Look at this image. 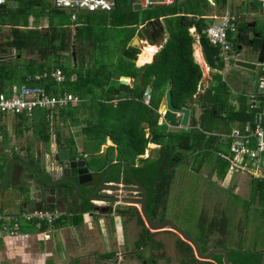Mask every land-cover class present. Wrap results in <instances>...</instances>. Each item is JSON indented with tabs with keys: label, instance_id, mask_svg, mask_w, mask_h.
<instances>
[{
	"label": "trees",
	"instance_id": "obj_1",
	"mask_svg": "<svg viewBox=\"0 0 264 264\" xmlns=\"http://www.w3.org/2000/svg\"><path fill=\"white\" fill-rule=\"evenodd\" d=\"M117 4L121 5L125 4V2L123 0H118ZM242 4L244 6H257V3L254 1L242 2ZM215 6L223 9L225 6V0H217ZM209 7L210 4L206 0H174V4L172 6L167 8L159 7L164 12L162 15H158V13L155 11L150 12L154 14L149 15L145 20L165 16V22L168 24L169 29V38L167 42L161 47V49L154 55L153 61L150 64H146L140 68H137L134 63L137 54H139V50L134 47L125 48L126 44L129 43L135 34V30L138 25L136 20L132 24V29L127 31L125 38H123L122 51L118 59V65H114L113 62L108 61V52L111 50L112 43H105L109 40V37L103 38L105 37L106 33V31L101 28V24L104 22L103 20L100 22H94L91 19V21L88 22L86 19L85 24H82V26H80V28L78 27V29L76 28L75 33L72 35V43L76 46V48L78 46V51H76L77 55L83 57L80 49L84 40L93 46V53L91 55L92 65L88 69H84L82 64H77V62L72 63L70 68L63 67L62 64H59L57 52L68 51L69 47L67 42L68 40L70 41L69 31L64 28H60L57 31L53 29L49 38L48 51L53 54V57L57 60V63L49 65L47 70L51 71L55 70L56 68H60L66 75L67 81L61 85H57L50 78L34 80L31 77V79L28 80V76H33L35 74V70L34 72H30V69L25 68L24 74L20 78L18 84H25L28 86H42L48 93L52 94H63L67 92L78 96L81 99V102L78 105H67L57 110V115L63 122L66 121L67 118H72L75 114L80 113L82 110L89 112V115H92L94 119L99 118L104 122L107 121L105 119L108 117V121L111 124L110 127L107 125V127H105L101 124L99 127L97 126L98 128L96 127L98 131L96 134L94 131L96 129L93 127L91 132L87 134V137L90 140H92V138H96V145L93 144L87 147L85 145V149L87 151L90 150L89 152H94L95 149L99 150V147L105 142L107 138H109L115 145V147H111V150H116L117 158L119 159L117 162L130 164L136 157L145 153L149 144V136L155 133H160L158 128H161V126L158 125L159 115L157 113V108L159 101L163 97L169 84L173 105L177 108L187 107L192 111L193 103H195V98L193 96L196 94L202 74L192 55V44L194 43V38L190 35L189 29L192 27H198L201 30V38H203L208 44L204 37L203 30L207 25L206 16H208L207 10ZM121 8L126 7L123 5ZM121 8L118 6V11ZM134 15L135 13L132 12V18H134ZM89 16L90 15H87L85 17L88 18ZM243 28H245V25ZM243 30L246 33L250 31L246 28ZM253 32L256 31L253 30ZM31 33V38L34 40V42H37L35 36H32L36 35L37 32L33 31ZM249 38V36L244 35L243 42L245 41V44H248ZM23 45V42H19L20 47ZM260 45L261 39L254 38L252 39V44L249 45V48L258 53ZM213 50L215 51L216 56H218V49L213 48ZM143 51L144 50L142 49L141 54L144 53ZM235 52H239L238 49L236 50V47ZM68 56L71 57V54L67 55V57ZM123 57L130 58L132 61H128ZM222 66L223 62L221 61L215 64V68L217 70H220ZM45 69V64L40 65L38 67V72H42V70L44 71ZM72 72L77 74V81L75 83L68 82V77ZM15 75L16 72L14 71V67H8L5 65L0 66V93H8V91L12 88V85L14 86L15 83L12 81V78ZM122 76L130 78L133 83V86L129 88L126 93H123L125 98L122 99L121 97H118L117 99L120 101H118L113 106H106V103L101 102L97 103V92L103 91L104 89H107V94L110 95L109 100H111V97H113V91L118 85L119 79ZM125 81L128 82L129 80L126 79ZM8 83H10V86L6 88L5 84ZM220 84L221 90L226 92L227 86L225 83L220 80ZM223 86L225 87L224 89ZM148 88L151 89L152 95H156L157 98L151 96L150 104L149 106H146L143 103V98L145 96V91ZM226 98V95L223 97L218 96L214 105L211 107H208L207 105L203 106L208 107L207 110H209V115L211 118L223 119L226 123H234L236 121L243 122L250 118V114L247 112V95H242L238 98V108L236 109L230 106ZM114 99L115 98L112 100ZM35 113L39 119L33 120L35 123H33V121L31 122L33 132L39 136L43 143L47 144L50 137L48 133L49 126L48 123L45 125L42 123V120L45 119V112L37 110ZM221 114H224V116ZM16 117L21 118L22 115H18ZM187 130L188 131L183 132L180 135V150L197 151L202 147L208 149L211 148L212 145H216L217 147L218 144H222V142H220L221 139L218 137L207 136L204 133L198 131L197 120L194 117H191L189 128ZM146 132L149 133V136L147 137ZM56 134L57 136H60L58 133ZM164 135L165 134H163V136ZM93 136L96 137L94 138ZM56 143L58 149L64 147L71 148V146L68 145V142H64L66 143L64 145L61 144L60 137L56 139ZM173 148L174 147H170L167 144L166 146H161L159 149H157L154 157L150 154V156L145 159H139L140 165L137 168L134 167L133 170L134 179L141 183V185L148 192L147 205L152 211V213L149 214V217L152 220L159 222L166 218L165 205L167 203V195L171 179L173 178V173H169V171L171 170L172 166L177 165L179 162V158L173 156ZM225 149L227 150L226 145ZM218 153L217 158L220 160V165L214 167L212 170H217L221 179H224L227 173L229 162L224 159L222 155L225 156L228 153L227 151L220 155ZM217 158L216 162L219 163ZM104 165L103 161L102 163L100 162V166L104 167ZM1 170L0 180L3 177ZM113 180H116L115 182H117V179H111V181ZM130 182L131 181L128 178L126 183L129 184ZM233 197L236 198L235 195ZM252 204L257 205L256 210L254 211H257V217L261 219L257 225L258 229L255 228L257 233L260 235L262 227L264 226V178H250L249 197L244 199L239 204L241 205L243 216L246 218V220L249 217V209ZM86 207L90 209L92 205L88 204ZM158 208H161L159 217L158 215L154 214ZM135 216L138 223L143 226V221L137 211L135 212ZM59 220L60 219L56 220L53 224ZM222 220L224 222L220 225L217 224L221 222L212 221L215 226L217 225L213 230L217 229L221 235L231 233L228 230L226 231L224 228L225 226L228 228L227 221L229 219L226 218ZM205 224V218L203 217L201 224H199L200 229L203 232V236L200 239L195 238L200 245L201 253L204 254L210 249L224 248L228 249V261L231 264H264V250H262V252H253L244 250L242 248H232L223 244L218 245V243H216L218 240L210 242L212 230L204 233L206 226ZM219 226L223 229V231H219ZM177 238L178 244L185 247L187 252L184 260L181 261V264H186L187 262L190 264H223L222 255H213L209 261L197 260L193 255L191 247L182 241L178 236ZM141 239L145 240L147 238L142 236Z\"/></svg>",
	"mask_w": 264,
	"mask_h": 264
},
{
	"label": "crops",
	"instance_id": "obj_2",
	"mask_svg": "<svg viewBox=\"0 0 264 264\" xmlns=\"http://www.w3.org/2000/svg\"><path fill=\"white\" fill-rule=\"evenodd\" d=\"M23 1L24 0H3V2L0 3V66L5 65L8 67L9 66L14 67V71L16 72V75L13 76L12 81L15 83L14 84L15 87H20L22 85H25V84L22 85L18 84L20 78L24 74L25 68L30 69V72H34L35 70V74L33 76H28V80H30L31 77L34 80H36L34 78L35 76L42 75V73L47 72L48 66L53 65L50 64L52 62H50L51 58H49L50 56L53 55L48 51L49 38L53 29H55L56 31L58 30L57 25L61 24L59 19L61 16L67 17L69 21L67 25L61 26V28L67 29V31H69V39L71 42L68 40L67 42L68 47L69 49L71 47H74L78 51V46L76 48V46L72 43V39H73L72 35L73 33H75L76 28L78 29V27L80 28L82 24H85L86 19L88 22L91 21V19L94 22H100L104 19L102 18L104 17V15H109L110 17H113V14L118 12L119 9V8L117 9L118 6H120L121 8L124 5L125 7H130L133 9V5H131V3L128 0H123L125 4H121V5L117 4L115 10L112 11L113 13L112 12L105 14L80 13L77 15L76 21H72L70 19V13L68 11L58 10L53 6V4H51L49 8V12L48 10H45L46 13H43L42 10H41L42 12L31 11V9H40L41 0H28L29 2H26L24 4L21 3ZM51 2L53 3V0H51ZM173 4L174 3L170 5H156L153 7L167 8L169 6H172ZM242 5L243 4L241 2L240 5H237L236 8H233L230 7L229 1L225 0V6H227L235 15H237L238 17L237 26L239 27V29H242L244 35L249 37H254L255 34L261 35L260 32L256 31V23H257L256 18L258 14H262V15L264 14L258 10V5L257 6L255 5L242 6ZM225 6L223 7V10ZM211 7L212 9L219 8L210 5L209 9L207 10L208 16H206V18L210 17L211 15H214L213 13H215L213 10L210 12ZM48 13H51V16ZM87 15L90 16L86 18L85 16ZM152 20H157L160 23L161 27H163L164 32H163L161 45H156V43H154L153 41L147 40L141 31L142 27L147 26V22ZM165 21H166L165 16H160L158 18H151L149 20H145L141 24L137 25L134 36L125 46V48L134 47L139 50V54H137L136 60L134 61L135 66L137 68H140L146 64H150L153 61L154 55L167 42L168 39L166 36L168 35V28H167L168 24L167 23L165 24L164 23ZM244 25L247 30H250L248 33L244 32L243 30L245 29L243 28ZM192 28L195 29V27ZM192 28L189 29V33L191 36L192 34L190 30ZM253 30H255L256 32H253ZM33 31L37 32L36 35H32L35 36L37 42H34V40L31 38V34H32L31 32ZM192 37L194 38V43L192 44V48H193L192 55L195 63H197V65L200 68V64L202 65L205 61L202 55L201 47L198 43L199 37L201 38V34L197 35V37L195 36ZM262 38H264V36H262ZM136 40L138 41V43L135 42ZM19 42H23L24 45L26 46L23 45L20 47ZM84 42L85 40L81 44V49H80V52H82L83 57L78 56L79 60H77V64L81 63L84 69H88L92 65V59L87 63V59L84 58L85 56L84 51L87 50L84 47ZM122 42L123 39L121 43ZM145 45L151 46L152 49L154 50L151 56V60H150L151 62L149 61L143 63L142 65H139L137 64L138 63L137 60H139V57L142 55L141 54L142 49L143 47H146ZM88 50H91L93 53V48ZM197 50H199L202 60L196 56ZM143 52L148 53L145 51ZM66 53L67 51L57 52L58 60L61 61V63L63 61L62 55L65 56ZM72 53L74 52H71L70 54L72 55ZM63 59L65 58L63 57ZM72 63H76V62L73 61ZM44 64L46 65V69L44 71L42 70V72H38V67ZM56 69H60V68H56ZM210 74L211 73H209L208 75L205 74V76H201L200 82L205 81V87H209L207 81L209 79ZM72 75H76V80L74 82H70V77ZM128 79L129 81L127 82V90L133 86L132 80L130 78ZM76 81H77V74L75 72L74 73L72 72L68 77V82L75 83ZM9 86L10 83L5 84L6 88H8ZM14 86L12 85V88L8 91V93H3V92L1 93L5 95L10 94ZM224 86L223 89L225 88ZM238 86L240 87L237 89L236 86L233 85L232 87H230L229 91H227L228 94L224 92L225 94L221 95L222 97L225 95L227 96L226 99L227 102H229V104L233 101L237 102V105L235 106L234 109L238 108V98L242 95H247V96L256 95L257 96L256 98L258 99L263 98L262 96H258L257 86L255 87V89L250 88L247 91L244 86L239 84ZM168 87H170V84L167 86V88ZM114 91H113V96L115 97V99L112 100L111 98V100L109 101L108 100L106 101L103 98V96L110 98V95L107 94V89L106 90L104 89L103 91H99L96 96V102L97 103L108 102V103L116 104L118 101H120L119 99H117L118 97H120V94L126 93V92H120L118 95H114ZM165 93L163 97L160 99L157 108V113L159 115L158 124L160 123L161 120L160 107L162 104V100L165 96ZM63 94L75 95L73 93H67V92ZM63 94H59V95H63ZM146 96H149V101L151 99V96L157 98L156 95H152L151 89L149 88L145 91L144 98H146ZM77 98H78V102L75 105H71V106H76L81 102V99L78 96ZM121 98L123 99L125 97L123 96ZM144 98H143V103H144ZM194 98H196V96ZM35 112L33 113L32 116L22 115L21 118L13 115L0 114V153L2 151V153L8 154V159L3 160L2 162L0 159V170L2 169L1 171L3 174V177L0 180V182L4 178L6 165L10 164L9 170L14 172L15 174V179L13 182L14 186L13 188L6 191L7 195L4 193L5 196L3 198L5 203L3 204V207L0 206V212L4 214L17 216L20 213L26 211L21 206V204H19L18 193L24 191L25 189L24 185L26 183L31 182L30 180L33 181V179H31V176L29 174V170L27 168L24 169L23 167H21L19 163L15 162L16 161L15 159L23 160L29 165L35 167L37 170H40V172L42 173V170L46 168V162H48L50 153L52 152L49 151L47 147L45 149V152L42 151L38 152L37 150L32 151L31 148L27 146L28 140L26 141L25 145L24 142L20 145V147L17 145L20 142V138L23 139L28 138L29 136L28 133L31 132L29 128L30 129L33 128L31 122L33 120L39 119V117L36 116L37 114ZM199 112L200 111H198V113H195L194 111L192 112L190 110L189 124L191 121V117L196 118V120L198 119L195 115L196 114L199 115ZM89 114H90L89 112L83 110L77 114L76 121H77L78 133H79L80 125H85V126L89 125L88 127L91 126L90 124L93 122L94 118L92 115ZM9 116H13V118H15L14 126H19L22 123V122L20 123V121L28 122V126L24 128V132L19 131L18 129L12 132L3 131V129L1 130V126H3L4 121L7 118H9ZM46 118L47 116L45 112V119ZM43 121L44 119L42 120V122ZM237 122L238 121L234 123H229V125L231 124L234 127V125ZM33 123L35 122L33 121ZM74 125H76V123H74ZM94 127L96 128L97 125H94ZM166 128L171 129L169 127ZM32 133L34 134L33 129H32ZM84 135L85 136L83 139V143L84 145H86V147L91 146L93 144L96 145L97 142L96 138L94 140L88 139L87 131L85 130H84ZM148 135L149 133L146 132V137ZM64 144L66 143H63V145ZM105 147L108 148L115 147V145L111 142L109 138H107L105 142L99 147V150L93 148L95 149L94 152L98 151L100 153L102 152L103 154V158L101 161H103V165L104 164L105 165L104 167L102 166L101 167L107 168L109 170L111 167L113 169L114 166H116L115 169H113L114 171L113 178L117 179V183L123 184L122 182H119V179L123 177L124 171L126 172V168L123 167L125 165L128 166L129 164H126L124 162L117 163V160L119 159L117 158V152L115 149L111 150L110 156L105 155L106 154L104 152ZM53 149L55 150L58 149L56 141ZM61 149H67V148L64 147ZM16 151L18 152L17 154ZM89 151L90 150L87 151L84 148L83 153H92ZM7 161L8 163L5 165ZM93 203L98 207V209L92 212L91 215H89L90 212L89 208L86 207L88 206L87 200L80 196L77 197L76 192L69 193L67 196L63 195L58 199V204L56 205L55 207L56 209L54 211H58L61 214V217L59 218L60 220L57 221L55 224L51 226L44 225L38 228L30 223H21L20 230L15 235L9 236L5 233L4 234L0 233V264H136L138 258L141 259L142 254H144L143 252L145 251V248L144 250H141V247L144 245V241L146 240V239L145 240L141 239L142 236L146 238V226L144 222H143L144 225L141 226L138 223L135 216L136 211L139 213V207L137 205H129V206L119 205L118 206L119 208L116 207L117 210L114 212V215H111V211L107 210V208L104 207L105 204L104 202L94 201ZM159 216L160 214H158V217ZM43 233H49L50 238L46 240L44 238Z\"/></svg>",
	"mask_w": 264,
	"mask_h": 264
},
{
	"label": "rangeland",
	"instance_id": "obj_3",
	"mask_svg": "<svg viewBox=\"0 0 264 264\" xmlns=\"http://www.w3.org/2000/svg\"><path fill=\"white\" fill-rule=\"evenodd\" d=\"M230 7L236 8L237 5H240L241 0H228ZM29 2L28 0H24L21 3ZM51 0H41L40 9H31V11H43L48 10L51 6ZM243 6V5H242ZM133 9L130 7L121 8L117 13L113 14V17L109 15H104L103 23L101 24V28L106 31L105 37H109V40L105 43H112L111 50L108 52V58L110 62H113L114 65H118V59L121 55L122 51V39L127 31L132 29V24L136 20L138 24H141L149 15H153L154 13H150L155 11L158 15H162L164 12L158 7H152L151 9H140L138 11H132ZM214 11L216 14L220 13L223 9L214 8L210 9ZM41 11V12H42ZM132 12L135 13L134 18H132ZM213 13V14H215ZM51 16V13H48ZM60 25L58 24L57 28L60 29L61 26L67 25L69 23L67 17L61 16ZM256 31L260 32L262 36H264V15L258 14L256 18ZM166 24V22H164ZM167 26V25H166ZM168 28V27H167ZM107 35V36H106ZM169 38V29L168 35ZM136 45V44H135ZM236 44V50H237ZM146 46V45H145ZM84 47L87 49L84 51V58L88 61H91V49L93 46L84 42ZM77 50L74 47H71L69 51H67L66 55H62V63L59 61V64H62L63 67L70 68L71 63L73 62L71 58L67 57L71 52L75 53V61L79 60L77 55ZM240 52L239 59L245 61L256 62L258 53L251 50L249 47L242 46ZM63 57L65 59H63ZM52 63L56 64L57 60L54 59L53 55L50 56ZM124 58V57H123ZM138 64V63H137ZM262 76V67L257 66L254 71L246 70L235 66V61L231 60L228 63H223L222 68L218 69L216 73L210 74L208 79V86L212 91L218 96L224 95L225 93L221 90L220 80H222L227 86V91H229L230 87L233 85L238 89L242 85L245 87L246 91L250 88L255 89ZM226 93L228 94V92ZM98 93V92H97ZM124 94H121L120 97H123ZM103 98L109 101L110 98L103 96ZM115 98L114 96L111 97ZM107 104V105H106ZM106 106H113L112 103H106ZM58 110V109H57ZM57 110H54V114L57 115ZM198 113L199 115H195L197 119V130L204 133L207 136H217L222 140V134L229 132L233 128V126L223 119H214L209 115V110L207 107H198V104L193 106L192 112ZM53 114V115H54ZM77 114H75L72 118H67L66 121H61L60 117L57 116L52 121L49 122V144L43 143L41 139L34 133H32V129L29 128L31 132L28 133V138H20V142L17 144L19 147L24 142H28L27 146L31 148L32 151H42L45 152L46 147L50 153L49 162H47V169L50 170L53 165L58 169V166L55 163H51L50 160H53L56 155V150L53 149L57 134L60 135V140L68 139V145L71 148L76 149L77 145H84V143L80 142V134L77 132V125L74 123L77 120ZM150 115V114H149ZM151 116V115H150ZM107 121H101L99 118L93 119V124L104 125L105 127H110V122L108 121V117H106ZM15 118L13 116H9L1 126V130L3 131H14L19 130L24 132V128L28 126V122L20 121L19 126H14ZM66 122V123H65ZM18 123V121H17ZM52 123V124H51ZM72 125H71V124ZM107 125V126H106ZM97 127V128H98ZM95 128V134L97 131ZM189 128V127H188ZM168 129L165 126L162 128H158L160 133L165 134L163 138L160 140V144L162 146L169 145L170 147H174L173 156L179 158V162L177 166L174 168L173 178L171 179V183L169 186V191L167 195V203L165 205V219H169L173 221L177 226L187 232L189 235L195 238H201L203 236V232L200 229L199 224H201L203 217L205 218L206 226L205 231L209 232L212 230V235H210V242L218 240V245H226L234 248H242L244 250H249L253 252L264 250V226L262 227L261 234L259 235L255 228H257L259 221L256 212L257 205L252 204L249 209V217L246 218L243 216L241 205H239L244 199L249 197V181L250 175L244 172H238L233 174L225 175L224 179H221L218 171H213L212 169L218 165H220V160L217 158V153L220 155L225 153L227 150L225 149V145L221 144L216 147V145H212L211 148L206 149L202 147L197 151H183L180 150V135L183 132L188 131L187 129ZM109 129V128H108ZM168 129V130H167ZM169 132H167V131ZM185 130V131H184ZM94 138L96 136H93ZM81 143V144H80ZM149 147L147 148V152L144 156L151 154L153 157L156 154L157 147ZM85 148V145H84ZM43 149V150H42ZM71 149V150H72ZM18 152L16 151V154ZM80 154V152H79ZM77 155V152H76ZM152 157V158H153ZM103 158V157H100ZM219 160V163L216 162ZM1 162L3 160L8 159V154L0 153ZM11 160V159H10ZM9 160V161H10ZM250 166L253 164L252 160H244ZM8 161L5 163V165ZM102 163V161H101ZM222 165V164H221ZM229 166V164H228ZM219 168V167H218ZM228 170V169H227ZM173 173V172H171ZM236 196L234 198L233 196ZM238 196V197H237ZM228 218V228L224 227L226 231H230L231 233H226L225 235H221L217 229L213 230L217 225L222 224L224 221L222 219ZM222 220V221H221ZM212 221L221 222L216 226L212 223ZM219 231H223L219 226ZM258 229V228H257ZM217 230V231H216ZM152 231V230H150ZM166 231L156 232L154 233V237L158 240L162 241H170L169 245L164 249L166 251L167 256L169 257L167 260H171L172 264H178L180 259L179 250L175 248L177 245H174L172 242L178 241L177 236L175 234H171ZM260 232V231H259ZM4 234L3 232H0ZM222 233V232H221ZM86 238V236H85ZM176 244V243H175ZM145 246L141 247L143 250ZM151 248L148 247L142 254L141 259L138 258L136 264H144V261L149 260V252ZM161 253V252H160ZM219 255V254H216Z\"/></svg>",
	"mask_w": 264,
	"mask_h": 264
},
{
	"label": "built area",
	"instance_id": "obj_4",
	"mask_svg": "<svg viewBox=\"0 0 264 264\" xmlns=\"http://www.w3.org/2000/svg\"><path fill=\"white\" fill-rule=\"evenodd\" d=\"M118 0H53V6L62 11L70 13V19L76 21L77 15L82 14H105L110 13L117 7ZM131 5H139L140 9H147L149 6L170 5L174 0H128ZM210 5L215 6L217 0H206ZM254 1L258 10L264 14V0H241V2ZM3 0H0L2 3ZM237 15L227 6L220 14H214L207 18V25L203 34L208 44L219 51L221 62L228 63L231 60H242L238 57L240 52H235V47L242 46L244 34H239L237 26ZM192 36L197 37L195 29L191 30ZM240 35V36H239ZM262 69L261 80L257 86L258 96L248 95V109L250 118L243 122H237L228 132L222 134L221 142L227 146V155H222L229 162L227 174L244 172L251 178H264V62L260 64ZM202 76L211 73L210 68L204 61L200 64ZM36 80L43 78L52 79L57 85L67 81L65 74L60 69L42 73L34 77ZM76 80V75L70 77V82ZM198 89V88H197ZM196 96V95H195ZM194 96V97H195ZM78 98L72 94L48 93L44 87L37 85H22L13 87L10 94L0 93V114L4 115H25L32 116L37 110L46 112L47 118L52 116L54 110L67 105H75ZM144 103H149V96H146ZM232 108L237 105L236 101L230 103ZM224 116V114H222ZM252 160L250 166L244 160ZM61 217L58 211H24L19 215H9L0 212V232L7 235H15L20 230L21 223H30L40 228L43 225L51 226ZM44 238H50L49 233H43Z\"/></svg>",
	"mask_w": 264,
	"mask_h": 264
},
{
	"label": "water",
	"instance_id": "obj_5",
	"mask_svg": "<svg viewBox=\"0 0 264 264\" xmlns=\"http://www.w3.org/2000/svg\"><path fill=\"white\" fill-rule=\"evenodd\" d=\"M151 9L152 7L149 6ZM134 11L140 10L139 5L133 6ZM143 35L146 37L147 40H151L156 45H161L162 38H163V27H161L160 23L157 20H152L147 22V26L142 27L141 29ZM195 31L197 35L201 34V31L198 27H195ZM239 34L243 33L242 29L239 30ZM240 36V35H239ZM256 38L261 39V45L258 50V56L256 62H250L245 60H236L235 66L254 71L257 66L262 64L264 62V38H262V35L255 34ZM198 43L202 50L203 58L210 68L211 74H214L217 72L215 68V64L220 61L219 57L216 56L215 51L212 47H210L203 38L199 37ZM242 46H238V50H241ZM73 61H75V55L72 53ZM128 61H132L131 59L124 57ZM123 79H127V77L122 76L119 81L118 88L114 91V95H118L120 92H126L127 90V82L123 81ZM197 100L207 106L214 105L217 95L213 93V91L209 87H205V81H201L198 85V90L196 94ZM260 100H263V98H259ZM160 112L162 114V120L160 122V125H168L173 127L176 120L179 118V128L186 129L188 127V121H189V115H190V109L187 107H181L177 108L172 103V96H171V89L170 87L167 88L165 96L162 100V104L160 107ZM158 140V135H152L150 138L151 143H156ZM57 157L59 162H63L65 164L64 171H63V178L62 179H53L52 176L45 177L43 173H41L39 170H37L35 167L29 165L28 163L24 162L21 159H15L17 163L23 168H27L31 172V182H28L24 185L25 190L23 192L18 193V199L19 204L26 210V211H54L56 208V205L58 204V199L62 197V195L59 194V192L54 188L59 183H68L73 188H75L76 192L77 190L80 192L78 185L81 184V177L80 175L84 174H90L87 173V168L85 167L82 171L78 169L77 161L76 160H70V151L68 149H60L57 152ZM10 164L6 165L5 172H4V178L0 182V203L1 207H3L4 202V193L7 195V192L9 189L13 188L14 186V179L15 174L14 172L9 170ZM84 166V163H83ZM83 174V175H84ZM107 175V174H106ZM95 177H98V179L101 178V175H93ZM78 177V181H77ZM104 179L101 181L103 182ZM36 182H42L43 187H53L49 192H46L45 190H39V188L35 187ZM132 183L134 186H127V185H120L116 183H106L102 187V191L109 192L106 195L102 196H96V197H87L91 201L97 200L100 202H109L112 204L110 208L111 215H114V212L117 210L115 209L119 205H137L139 207V215L141 219L143 220L147 231H161V230H170L173 233H175L182 241L187 243L193 252L194 257L199 261H209L213 255L219 254L222 255V261L223 264H231L228 261V249L219 248V249H210L206 253H201L200 245L198 241L195 239V237L189 235L187 232H185L183 229H181L179 226H177L173 221L169 219H164L160 222L152 220L146 210V189L142 186H140L134 179H132ZM114 193H120L123 195H113ZM127 193H140L141 197H130L126 196ZM84 196V195H82ZM91 204V203H90ZM92 207L89 209V215L92 214V212L96 211L98 209L97 206H94L91 204ZM107 210H109L107 208Z\"/></svg>",
	"mask_w": 264,
	"mask_h": 264
},
{
	"label": "flooded vegetation",
	"instance_id": "obj_6",
	"mask_svg": "<svg viewBox=\"0 0 264 264\" xmlns=\"http://www.w3.org/2000/svg\"><path fill=\"white\" fill-rule=\"evenodd\" d=\"M253 36V34H252ZM252 39H254V37H250L249 38V43L248 44H245V41L242 43V46H246V47H249V45L252 44ZM245 40V39H244ZM248 45V46H247ZM242 49V48H241ZM69 57V56H68ZM72 59L73 61V56L71 55V57H69ZM119 86V83L117 85V87L114 89L116 90ZM149 104H150V101H149ZM194 105L195 104H198V107L200 109L203 108V104H201L198 100H197V97L195 98V103H193ZM193 105V106H194ZM149 106V105H148ZM189 109V108H188ZM161 113V112H160ZM58 115H52L50 118H46L44 119V121L42 122L44 125L48 123V126H49V122H51L52 120L51 119H54L56 118ZM77 116V115H76ZM189 118H190V115H189ZM161 120H162V115H161ZM160 120V122H161ZM179 118L176 120L175 124L173 127L171 126H168V125H160V123L158 124L159 126H162V127H169V128H174V129H184V128H179ZM66 123V122H65ZM76 125H77V121L75 122ZM52 124V123H51ZM71 124V123H70ZM72 125V124H71ZM91 126L88 127L89 125L85 126V125H80L79 127V133H80V142L83 143V139H84V130L87 131V134L91 132V129L94 127V124L93 122L90 124ZM188 127H189V121H188ZM187 127V128H188ZM49 131V130H48ZM169 132V131H167ZM152 135H158V140L156 143H150L149 144V147H153V145H155L154 147H157L156 149H152V150H156L159 149L162 145L160 144V140L161 138H163V134L162 133H158V134H152ZM151 135V136H152ZM50 136V135H49ZM83 136V137H82ZM58 138V136L56 137V139ZM67 140V141H66ZM94 140V139H92ZM61 144H63L64 142H69L68 139H64V140H60ZM80 143V144H81ZM50 146L49 143L47 145V147ZM56 148V147H55ZM69 151H70V160H76L78 163V169H80L81 171L86 167L87 168V173H90V174H82L80 175V179H81V184L78 185V188L80 190V192L77 190H75V188H72L73 186H71L70 184L68 183H59L58 185H56L54 188H56V190L59 192L60 195H65L67 196L69 193H75L77 194V197L80 196L84 199L87 200V203L88 204H93L94 205V201H97V200H94L91 201L90 199H88L87 197H96V196H102V195H106L108 192H105V191H102V187L103 185H105L106 183H117L115 181H111V179H113L114 177V171L113 169H115L116 166H114V168L112 169V167L108 170L107 168H102L100 166V162L102 160V158L100 157H103V154L102 152H92V153H83L84 152V145H77V155H76V151L73 150L72 148H67ZM72 149V150H71ZM59 151V149L56 150V155H55V158L53 160H50L51 163H55L56 162V165L58 166V169L55 168V165H53L51 167L50 170H47V167L44 168L42 170V173L44 174V176H52L53 179H62L63 178V171H64V167H65V164H63V162H59L58 161V157H57V152ZM148 150H146L147 152ZM80 152V154H79ZM104 152L106 153L105 155L107 156H110L111 154V147H105L104 149ZM145 152V153H146ZM144 153V154H145ZM100 154V155H98ZM143 155H140L138 157H136L133 162H131L128 167L125 165L123 168H126V172L124 171L123 173V177L119 179V182H122L124 185H127V186H134V184L132 183V179H134L133 177V170H134V167H138L140 165V160L139 159H144V158H147L150 156V154L147 153L146 156ZM155 156V155H154ZM49 162V160H48ZM47 163V162H46ZM83 163H84V166H83ZM118 163V162H117ZM47 166V164H46ZM101 168H100V167ZM177 165H174L171 167V170L169 171V173L173 172L174 174V168L176 167ZM23 169V168H22ZM26 169V168H24ZM40 171V170H39ZM29 174L31 175V172L29 171ZM100 174L101 175V178L98 179V177H95L93 175H98ZM107 174V175H106ZM128 176V177H127ZM128 178L129 180L131 181L129 184L126 183L128 181ZM104 179L103 182H101L102 180ZM135 180V179H134ZM77 181H78V177H77ZM136 181V180H135ZM33 182V181H32ZM137 182V181H136ZM140 186L141 183L137 182ZM35 187L36 188H39V190H42V191H46V192H49L51 190V188L53 187H43V183L42 182H36L35 183ZM143 187V186H142ZM25 190V189H24ZM23 192V191H22ZM147 190H146V210H147V213L148 215L150 213H152L151 209L149 208V206L147 205ZM84 195V196H82ZM115 195V194H113ZM126 196H130V197H141V194L140 193H127L125 194ZM100 202V201H99ZM96 206V205H94ZM112 204L109 203V202H106L104 204V207L105 208H108L110 210L109 207H111ZM117 209V208H115ZM159 213H161V208H158L157 211L154 213L156 215H158ZM161 231H166V232H169L170 230H161ZM161 231H147L146 229V240L144 241V245H145V250L150 247L151 248V251L149 252V260L148 261H144L143 263L144 264H172L171 263V260H167L169 257L167 256L166 254V251L164 249V246L165 244H167L165 247H167L169 245V242L170 241H162V240H158L154 237V233L156 232H161ZM172 232V231H171ZM170 232V233H171ZM171 234H175V233H171ZM177 236V235H176ZM174 245H177L175 248H177L180 253V259L178 261V264H181V261L184 260L185 258V255H186V249L185 247L181 246L178 244V241H175V242H172ZM176 243V244H175ZM144 250V249H143ZM161 252V253H160ZM186 264H190L189 262H187Z\"/></svg>",
	"mask_w": 264,
	"mask_h": 264
},
{
	"label": "bare ground",
	"instance_id": "obj_7",
	"mask_svg": "<svg viewBox=\"0 0 264 264\" xmlns=\"http://www.w3.org/2000/svg\"><path fill=\"white\" fill-rule=\"evenodd\" d=\"M136 43H138V41L136 40L135 41ZM143 50L145 52H148V53H143L140 57H139V60H138V64L139 65H142L143 63H146V62H149L151 60V56H152V53H153V49L151 46H146V47H143ZM150 52V53H149ZM197 57H199V59H201V54L199 52V50H197V54H196ZM202 60V59H201ZM151 62V61H150ZM128 79V78H127ZM126 79H123V81H125ZM129 80V79H128ZM127 82V81H125Z\"/></svg>",
	"mask_w": 264,
	"mask_h": 264
},
{
	"label": "clouds",
	"instance_id": "obj_8",
	"mask_svg": "<svg viewBox=\"0 0 264 264\" xmlns=\"http://www.w3.org/2000/svg\"><path fill=\"white\" fill-rule=\"evenodd\" d=\"M260 67H262L261 65H259ZM263 68V67H262ZM217 70V69H216ZM128 78V77H127ZM260 82V81H259ZM259 84V83H258ZM258 84H257V86H258ZM198 88V87H197ZM196 94H197V91H196ZM145 99V98H144ZM146 106H148L149 105V103L148 104H145ZM56 112V111H55ZM54 112V113H55ZM54 113H52V115L54 114ZM54 115H56V114H54ZM162 115V114H161ZM228 133V132H227ZM149 136V135H148ZM214 137H217V136H214ZM150 138H151V136H149V144L151 143L150 142ZM220 142H221V140H220ZM149 144H148V146H149ZM222 144H224V143H222ZM225 145V144H224ZM146 152V151H145ZM145 159V158H144ZM128 167V166H127ZM129 168V167H128ZM111 184V183H110ZM113 184V183H112ZM116 184H119V183H116ZM120 185H124V184H120ZM115 195H123V194H120V193H114ZM127 206H129V205H127ZM117 208H119V207H117ZM139 214V213H138ZM143 221V220H142Z\"/></svg>",
	"mask_w": 264,
	"mask_h": 264
}]
</instances>
